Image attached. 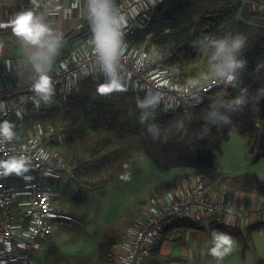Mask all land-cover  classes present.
I'll return each mask as SVG.
<instances>
[{"label":"built area","instance_id":"1","mask_svg":"<svg viewBox=\"0 0 264 264\" xmlns=\"http://www.w3.org/2000/svg\"><path fill=\"white\" fill-rule=\"evenodd\" d=\"M165 1L120 0L117 6L127 21L123 29L126 47L117 66L124 91L133 93L136 99H143L149 91L158 93L157 107L167 115L179 109L190 110L217 88L240 92L239 83L236 87L226 86L205 73L185 82L175 81L171 70L160 64L154 49L144 42L133 43L147 13ZM91 36L72 47L65 59L48 69L53 94L47 104L32 91L36 78L28 90L0 100V127L8 124L13 133L10 140L0 137V264H40L41 243L53 235L63 220L69 219L58 208L57 187L67 183L72 172L64 156L63 129L51 125L35 128V124L30 130L33 133L26 135L15 126H21L31 112L50 108L56 92L69 95L90 77H97L105 86L108 77L93 50ZM194 80L201 81L199 87L191 86ZM36 100L40 101L39 107L34 104ZM13 160L24 161L19 173L4 167ZM226 178L223 175L210 181L196 173L178 182L170 191L149 198L139 218L114 246L112 264H145L152 249L161 242L164 230L177 220L211 219L222 226L233 225L235 219L252 220L253 225L252 210L244 212L241 208L243 193H237L238 202L234 205Z\"/></svg>","mask_w":264,"mask_h":264},{"label":"trees","instance_id":"2","mask_svg":"<svg viewBox=\"0 0 264 264\" xmlns=\"http://www.w3.org/2000/svg\"><path fill=\"white\" fill-rule=\"evenodd\" d=\"M89 29L88 24L80 36L85 35ZM235 34L246 37L242 57L247 60V66L240 73L238 83L241 88L248 89V104L242 111L230 114L231 124L206 127V116L214 109L223 112L231 100L240 94L239 90L214 89L201 104L190 110L179 109L171 115L156 107L153 115H149L148 120L141 124L139 117L144 110L136 107L137 99L133 93L124 90L107 92L97 77H90L79 84L77 92L69 95L56 92V104L48 109L31 112L25 122L15 128L26 130L37 123L64 128L60 124H67L70 133L83 137L90 131H99L101 121L104 120L103 123L121 137L141 134L147 156L161 168L170 169L209 167L212 153L221 150V144L228 139L229 130L236 126L247 137L251 150L257 149V145L262 146L263 152L257 151L255 158L264 156V96L257 94L258 89L264 88V0H167L148 13V18L140 24L134 39L140 42L149 37V48L156 50L160 64L171 70L175 81L185 82L208 73L207 58L210 52L206 38ZM203 38L202 43L200 39ZM86 104L87 116L77 109ZM152 125L157 130L155 139L150 131ZM258 131L262 135L260 141L256 142L254 140ZM88 148L89 155L76 168L78 171L115 154L113 150L95 157L99 148L97 142H93ZM125 175L130 177L132 173L126 172L115 179L124 180L122 177ZM221 177L210 176L209 180ZM231 179V184L238 190L261 186L256 177ZM176 184L162 185L156 195L170 191ZM201 222L177 220L164 230L161 241L165 239V232L175 227L202 230ZM223 232L239 242L241 254L244 255L248 247L242 232L235 228H225ZM109 238L102 244L103 257L111 264L114 244L119 240L120 234L113 233ZM160 243L152 249L151 255L156 252Z\"/></svg>","mask_w":264,"mask_h":264},{"label":"rangeland","instance_id":"3","mask_svg":"<svg viewBox=\"0 0 264 264\" xmlns=\"http://www.w3.org/2000/svg\"><path fill=\"white\" fill-rule=\"evenodd\" d=\"M142 42L149 46V37L140 42L135 40L133 43ZM79 43L76 41L74 44ZM79 87L75 92L79 90ZM59 94L63 95V93ZM56 102L55 100L53 105ZM78 108L82 114L87 116L88 104ZM103 122L104 120L101 121L102 125L99 131H90L83 137H77L70 133L67 124H60V126H64L62 128L64 133L66 132L64 156L73 170L71 181L62 186L65 196L60 198L68 201L66 214L71 218L63 220L56 227L53 236H51L52 239L46 243L47 245L44 242L51 237L45 240L44 244L41 243V247L46 249V253L41 256L40 264H104L102 244L104 240L111 238L113 233L118 235L119 232L133 225L147 200L156 196L162 189V185L173 186V184L196 173L206 176L208 180L210 176L227 175L226 181L231 190L253 194L251 196L255 200L261 195L264 200V156L260 155L259 158H255L257 151L261 153L263 148L261 145H257V149L251 150L247 137L236 126L229 130L228 139L221 144V150L212 153L209 167L163 169L145 153L144 139L141 134L121 137L111 131V128ZM46 125L54 126L37 123L35 128L36 126L42 128ZM32 127L28 129L27 133V129H20V132L27 135ZM261 135L262 132L258 131L254 141L258 142ZM93 142H97L99 146L95 157L113 150L115 154L105 161L86 165L78 171L76 168L80 167V164L87 159L88 147ZM126 172L132 173L129 179H115ZM235 177H256L261 186L235 189L231 184L233 180L231 178ZM255 207L261 209L260 221L254 228L242 232L248 247L244 256L241 255V245L234 238L232 239L234 243L231 253L222 261H217L208 255L213 234L223 232L226 227L214 220L203 219L201 221L205 222H201L202 230L195 233L199 236L198 238L194 240L186 238L192 237L194 233L184 231V233H179L183 238L173 235V239L164 241L162 248L164 251L169 248V251L164 255L159 254L156 264H170L171 259L186 260L187 258H192V261L189 260L191 264H264V207L259 204H255ZM248 208L254 210L250 206ZM250 221L252 220L244 221L243 227L251 225ZM184 250L183 255L186 258L180 254Z\"/></svg>","mask_w":264,"mask_h":264},{"label":"clouds","instance_id":"4","mask_svg":"<svg viewBox=\"0 0 264 264\" xmlns=\"http://www.w3.org/2000/svg\"><path fill=\"white\" fill-rule=\"evenodd\" d=\"M151 2L154 3V0H151ZM85 9V18L89 22L92 34L91 44L93 45V50L108 77L103 88H106L107 92L124 90L122 79L118 75L117 66L126 47L123 41V29L127 23L126 18L116 8L114 0H86ZM12 23L14 33L21 46H30L32 49L28 54V62L31 63L36 73L32 91L47 104L53 94L48 69L59 54L62 46V34L55 32L49 27L43 13L34 15L32 12L26 11L20 13ZM204 39H200L202 43ZM206 39L210 52L207 58V76L226 86L236 87L240 73L247 66V60L242 57L246 37L242 34H235ZM2 47L3 45H0V48ZM200 84V80L191 82V86L194 87H199ZM257 94L264 96V88L258 89ZM197 102L199 103V97ZM159 103V94L152 91L146 93L143 99L137 98L136 107L144 110L139 117L141 124L148 120L149 115H153ZM34 104L39 107L40 101L36 100ZM247 104L248 89L244 87L240 89V94L231 100L223 112L217 109L208 112L206 127L209 125L220 127L231 124L230 114L242 111ZM150 131L155 139L157 134L156 126L152 125ZM12 136L13 133L8 124L0 127V137L10 140ZM4 167L7 171L19 173L24 168V161L13 160L11 163L5 164ZM129 178L128 175L122 177L125 180ZM233 243L229 234L215 232L207 254L217 261H222L231 253Z\"/></svg>","mask_w":264,"mask_h":264},{"label":"crops","instance_id":"5","mask_svg":"<svg viewBox=\"0 0 264 264\" xmlns=\"http://www.w3.org/2000/svg\"><path fill=\"white\" fill-rule=\"evenodd\" d=\"M85 4L86 0H0V45H3V47L0 48V100L9 98L17 93L28 90L31 81L36 78V73L31 63L28 62V54L32 51V49L30 46L22 47L13 30L12 22L16 19V17L20 13L26 11H30L34 15L43 13L46 23L49 25V27L51 29H54L55 32L62 34V46L59 50V54L56 56L55 60L52 63L53 65L59 60L65 59L67 57L68 49L70 51L72 47L78 46V44H74L76 41L83 42L84 38L88 37L91 34L90 33L88 36H85L86 34L80 36L83 30H85L89 24L88 20L85 18ZM90 30L91 29H89L86 33H88ZM72 178L73 172H71L69 181H71ZM67 183H64V185H66ZM62 186L63 185H59L57 187L59 193L58 208L61 212L66 213L68 209V201L62 200L60 198L65 196L63 195L64 191L62 189ZM229 190L232 196V203L234 205H237L238 200H236L235 197L240 191L231 190L230 188ZM242 193L241 208L244 210V212L250 210L248 206L254 209V212L252 211V214H254L255 223L253 225L243 227L242 224L245 222H241L239 220L236 221L235 219V223L233 225H225V227L235 228L240 232H246L247 229H249L250 227H254L260 221L259 218L261 216V209L260 207L256 208L255 204H259V206L264 207V200L260 195V197H256V202L255 198L253 199V197L251 196L253 194H246L244 192ZM141 213L139 214V216L141 215ZM139 216L137 217V219L139 218ZM127 228L124 231L119 232L120 238L116 244H118L123 238V234L125 233ZM184 231L194 233L192 237L186 238H192L194 240L195 238L199 237L195 233H199L197 231L200 230H189L181 227H175L171 230H168L167 232H165V239L161 241L156 252L150 256L145 264H156V259L158 256H160L159 254L164 255L169 251V248H167L165 251L163 250L162 245L164 241L173 239V235H177V237L181 236L183 238V236L179 233H184ZM231 238L233 239L234 237ZM51 239L52 237L44 243L46 244ZM117 249H119V246L116 248V250ZM184 252L185 250L183 251V253H180L183 257H185L183 255ZM43 253H46L45 248H43ZM189 260L192 261V258H187L186 260L171 259L170 264H191ZM103 261H105L104 264H110L105 258Z\"/></svg>","mask_w":264,"mask_h":264},{"label":"water","instance_id":"6","mask_svg":"<svg viewBox=\"0 0 264 264\" xmlns=\"http://www.w3.org/2000/svg\"><path fill=\"white\" fill-rule=\"evenodd\" d=\"M118 2H119V0H116L115 6L117 5ZM90 33H91V30H90L88 33H86L85 36H88ZM68 53H69V49H68V51H67V54H68Z\"/></svg>","mask_w":264,"mask_h":264},{"label":"snow or ice","instance_id":"7","mask_svg":"<svg viewBox=\"0 0 264 264\" xmlns=\"http://www.w3.org/2000/svg\"><path fill=\"white\" fill-rule=\"evenodd\" d=\"M103 91V90H102Z\"/></svg>","mask_w":264,"mask_h":264}]
</instances>
